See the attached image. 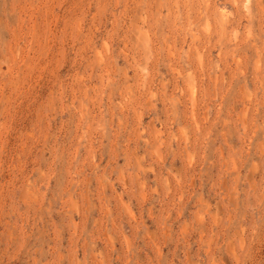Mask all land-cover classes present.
I'll use <instances>...</instances> for the list:
<instances>
[{
  "label": "rangeland",
  "instance_id": "1",
  "mask_svg": "<svg viewBox=\"0 0 264 264\" xmlns=\"http://www.w3.org/2000/svg\"><path fill=\"white\" fill-rule=\"evenodd\" d=\"M0 18V264H264V0Z\"/></svg>",
  "mask_w": 264,
  "mask_h": 264
},
{
  "label": "bare ground",
  "instance_id": "2",
  "mask_svg": "<svg viewBox=\"0 0 264 264\" xmlns=\"http://www.w3.org/2000/svg\"><path fill=\"white\" fill-rule=\"evenodd\" d=\"M4 8H5V7H4ZM1 9H2V8H1ZM5 14H6V13H5ZM6 15H7V14H6ZM14 15H15V14H14ZM11 17H12V16H11ZM14 20H15V17H14ZM0 22H1L0 24H2L1 18H0ZM0 26H1V25H0ZM3 28H4V27H3ZM2 30H4V29H1V31H2ZM4 31H5V30H4ZM6 33H7V32H6ZM2 37H3V36H2ZM2 39H3V38H2ZM4 40H5V39H4ZM2 110H3V109H2ZM2 110H1V111H2Z\"/></svg>",
  "mask_w": 264,
  "mask_h": 264
}]
</instances>
